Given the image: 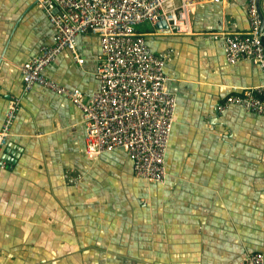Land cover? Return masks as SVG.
Here are the masks:
<instances>
[{
  "label": "crops",
  "instance_id": "0c3cea01",
  "mask_svg": "<svg viewBox=\"0 0 264 264\" xmlns=\"http://www.w3.org/2000/svg\"><path fill=\"white\" fill-rule=\"evenodd\" d=\"M248 0L206 1L192 29L136 25L155 53H171L176 121L163 183L137 176L124 149L90 159L82 110L40 85L23 96L0 166V264H238L264 254V116L228 95L261 85L250 60L226 61L220 33L250 30ZM263 19L264 0H258ZM38 0H0V127L22 93L20 66L53 42ZM45 70L91 95L99 88V36L76 37ZM68 176L79 178L77 184Z\"/></svg>",
  "mask_w": 264,
  "mask_h": 264
},
{
  "label": "built area",
  "instance_id": "2783aa9c",
  "mask_svg": "<svg viewBox=\"0 0 264 264\" xmlns=\"http://www.w3.org/2000/svg\"><path fill=\"white\" fill-rule=\"evenodd\" d=\"M223 0H38L55 27L53 42L42 45L38 54L20 66L23 88L10 97L0 127L1 153L12 133L23 96L35 85L68 97L82 110L86 129V152L90 159L116 149H124L137 176L163 183L167 176L165 157L176 121L177 96L167 85L165 66L171 53H155L136 25L152 24L162 18L168 32L191 31V12L202 2ZM250 30L223 32V51L228 63L250 60L261 69L264 80L263 19L258 0H248ZM99 36L100 53L96 65L99 88L86 95L79 88L67 87L45 73L59 54L69 49L79 63L78 34ZM235 105L264 116V82L228 95L218 113ZM77 184L79 178L68 176ZM238 264H264V254L254 252Z\"/></svg>",
  "mask_w": 264,
  "mask_h": 264
},
{
  "label": "water",
  "instance_id": "95a60500",
  "mask_svg": "<svg viewBox=\"0 0 264 264\" xmlns=\"http://www.w3.org/2000/svg\"><path fill=\"white\" fill-rule=\"evenodd\" d=\"M156 25H157V27L167 28V23L162 18H159V20L156 23Z\"/></svg>",
  "mask_w": 264,
  "mask_h": 264
}]
</instances>
